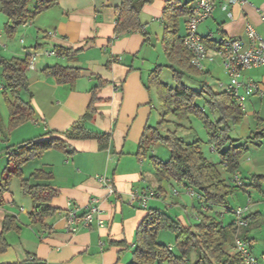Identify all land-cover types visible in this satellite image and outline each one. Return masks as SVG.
<instances>
[{"label": "crops", "instance_id": "1", "mask_svg": "<svg viewBox=\"0 0 264 264\" xmlns=\"http://www.w3.org/2000/svg\"><path fill=\"white\" fill-rule=\"evenodd\" d=\"M166 1L154 0L143 8L141 17L147 37L140 32H131L113 39L117 8L122 0H57L54 7L21 25L24 28L21 30L33 41L32 44L21 45V49L12 43L7 44L8 39L4 38L6 41L1 42L4 48L1 51L0 44V58H27L35 51L56 49L57 46L71 49L75 58L71 61L59 54L42 56L34 70L27 68L32 97L25 99L21 96L26 101L30 100L34 109L33 120L12 129H7L8 123L3 122L5 131L7 129L15 145L30 140L63 137L61 133L84 116L93 97L92 89L99 83L96 89L98 101L95 102L97 112L86 125L97 132L111 133V141L108 148L102 149L95 139H66L65 150H49L40 159L30 161L23 167L25 177L24 169L28 166L32 169L30 173L43 169L53 174L50 183L57 195L51 205L57 211L45 219V226L31 224L28 217L30 200L19 197L12 190L5 192L0 203V233L7 213L17 216L20 230L6 234L9 247L0 253V264L25 261L27 264H127L134 249L136 230L151 205L161 209L157 206L164 204L171 209L169 211L176 206L182 208L179 213L174 210L177 213L174 218L186 227L200 221L201 199L199 208L197 196L186 199L189 197L188 187L183 186L184 193L170 196L165 182L150 184L149 176L155 175L153 164L143 159L144 154L138 153L144 129L147 125L153 127L156 101L148 83L152 63L147 59V44L158 39L164 30L162 15ZM263 10L264 0L235 3L218 0L212 15L198 28L199 34L210 42V54L215 53L211 45L214 42L246 38L247 23H251L264 36ZM184 20L186 22V17ZM0 37L4 36L0 34ZM53 57L57 59L53 60ZM56 64L78 66L80 74L73 83L57 82L44 72L45 68ZM210 66L216 67L214 62L207 63L203 72H210ZM248 78L260 82L264 88V66L244 70L243 81ZM103 81L105 83L101 84ZM0 85V89L5 90L2 77ZM226 87L227 84L223 83L221 90ZM10 96L8 93L7 98ZM247 108L250 109L247 112L250 117L264 113V94L247 97L245 111ZM3 150L0 178L8 164L7 150ZM209 150L211 153L208 157L202 147L209 160L220 162L212 144ZM101 174L112 178L116 188L114 193H109L98 181L97 176ZM148 187L158 189L160 195L150 198L145 208L140 200H132V195ZM169 197L175 201L168 203ZM92 198L98 199L105 225L99 227L94 224L80 227L75 232L68 231L65 217L68 203L73 202L84 208ZM246 214L255 215L246 228L238 229V233H248L258 264H264V246L261 247L264 245V212L259 209ZM251 227H254V232H249ZM256 232L262 235L260 243H257L258 248H254Z\"/></svg>", "mask_w": 264, "mask_h": 264}, {"label": "trees", "instance_id": "2", "mask_svg": "<svg viewBox=\"0 0 264 264\" xmlns=\"http://www.w3.org/2000/svg\"><path fill=\"white\" fill-rule=\"evenodd\" d=\"M29 1L0 0V11L9 19L6 24L8 35H13L18 27L57 4V0H37L35 10L31 11L28 8ZM153 2L154 0H122L117 8L118 17L113 39L131 32H140L147 37L141 15L143 8ZM191 3L192 1L182 3L180 0H167L163 9L164 49L173 64L172 67L178 66L181 70L174 68L177 80L175 86H169L158 78L157 71L160 67L149 74L148 83L155 87L165 112L158 126L147 125L144 129L138 153L144 154L151 143L159 141L164 143L171 152L169 160L163 161L152 156V164L158 181L174 179L178 184L181 183L191 188L203 198L208 209L203 211L199 207L198 215L201 219L192 227L184 226L179 220L161 209H149L147 216L136 230L134 249L127 264H244L241 256L232 250L231 246L238 235L251 242L248 233H238V228L234 226V223L224 224L216 216L220 212L214 210L217 207H227L229 195L236 192L239 187L227 181L221 170L224 167L231 174L238 171L240 167V161L247 147L234 144L238 140L231 139L229 132L231 123L233 125L240 123L245 112L236 103L232 92L228 89L214 91L204 82L201 90L198 91L184 82V78L188 75L204 74L203 70L191 64V53L183 44L184 34L180 33V21L189 14ZM206 43L208 45L210 42L206 40ZM215 44L217 42L211 45ZM55 50L59 55L67 56L69 59L74 57L71 49L57 46ZM27 62L28 57L0 58L2 76L6 83L5 91H9L11 95L7 98L10 129L33 120L32 104L30 100L26 101L21 96L23 92H27L30 94L29 97H32L26 74ZM44 72L47 76L55 78L57 82L73 83L80 74V68L56 64L45 68ZM103 83L105 81L101 82ZM99 86L100 83L93 87V97L84 116L62 132L63 137L30 140L6 149L8 164L2 170L3 174L0 178V203L3 201L2 195L11 191L13 178H21L22 193L31 202V209L28 212L31 224L44 225L45 219L57 211L51 205L57 191L50 183L53 178L51 172L36 169L30 173V177L26 178L23 167L30 161L40 159L49 150H65L66 139H95L102 149L110 145L111 133L97 132L86 125V122L97 112L95 102L98 101L96 89ZM202 97H206L210 114H207L205 106H201L198 102ZM170 113H173L180 121H190L192 116L200 119L206 128L208 142L220 154L221 161L216 163L209 160L202 151L200 140L187 142L177 136L175 131L170 130L167 134H162L160 128L165 122H169L167 115ZM211 116L217 117L213 120ZM176 126L184 125L176 122ZM251 138L253 136H249V139ZM228 145L230 147H226ZM261 180H263L262 176H253L249 186L260 188ZM247 187L248 185L244 184L240 188L247 189ZM156 191L159 192L158 189ZM179 193L178 191V195ZM254 215L247 216L249 222ZM161 229H168L175 233L178 252L172 246L158 241ZM19 230L17 216L7 213L0 233V253L9 247L6 234ZM192 253L196 255L194 260L191 259ZM7 264H27V261Z\"/></svg>", "mask_w": 264, "mask_h": 264}, {"label": "rangeland", "instance_id": "3", "mask_svg": "<svg viewBox=\"0 0 264 264\" xmlns=\"http://www.w3.org/2000/svg\"><path fill=\"white\" fill-rule=\"evenodd\" d=\"M37 4V0H30L28 3V8L31 11L35 10V6ZM40 15V14H39ZM38 15V16H39ZM37 16V17H38ZM35 17L34 19H36ZM9 19L8 17L0 11V34L4 37H0V44L5 39H8L7 44L12 43L14 46H19L21 49V45L29 46V44H32L33 41H30L27 35H24V32L21 29L22 26L18 27L16 31L13 33V35H8L6 31V24L8 23ZM186 29V22L184 18L180 21V33L182 31H185ZM163 37H164V30L162 29V33L158 39H154L151 44H147L148 50L146 55L149 62L152 63L150 67V73L151 71H154L156 69L160 70L157 71L158 78L163 81L164 83H167L169 86H175L177 83V80L175 78V71L181 70L180 67L174 66L169 60L163 44ZM21 39L24 40V43L21 44ZM6 41V40H4ZM30 42V43H29ZM2 48L1 51H3L4 46L1 44ZM214 53V52H213ZM216 56V54L214 53ZM56 57H53V60H56ZM75 58H72L71 61H74ZM216 67L210 66V72H205L201 75L196 76H190L184 78V82L191 86L195 90H201L202 86L204 85V82L208 84L214 91H220L221 86L220 82L224 84L229 83L228 76L225 73L222 61L219 59V57L216 56V61L214 62ZM222 65V66H221ZM1 67V66H0ZM78 67V66H74ZM79 68V67H78ZM2 74V69L1 72ZM3 78V76H0V78ZM149 78V77H148ZM6 84V83H5ZM1 87V85H0ZM151 89L155 96V109H154V117L152 120V126L156 127L158 126L160 120L162 119V115L165 112V109L163 108L156 89L154 86L151 85ZM10 92L0 89V160L2 157H4L1 152L4 151L3 149H8L11 145L14 143L11 141L10 134L7 132V129L5 131V128L3 124L6 122L8 123L7 118H9V106L7 102V94ZM22 96L25 99H28L30 94L27 92H23ZM199 104L201 106H205L207 114H210L209 110V104L206 102V97H202L198 100ZM209 107V108H208ZM250 109L247 108L245 112V116L243 120L233 125L231 123V131L230 137L233 140H238V142H235L234 144H242L246 145L247 150L244 152V155L242 156V159L240 161V167L238 171L234 173H228L224 167L221 170L225 179L229 182L235 183L234 176L237 174L239 178L248 185L247 189H241L240 187L237 188V191L233 194L229 195L228 200L229 204L227 207H217L216 209L218 214H216L217 218L221 220L224 224L233 223L235 219L234 210H236L239 207H246L249 205V201H251L250 209L246 212L250 214V212H253L254 210H263L264 212V113H261L260 116H249L247 112H249ZM213 120L216 119L217 116H211ZM167 119L169 122H165L162 127L160 128V131L162 134H167L170 131H175L177 133V136L181 137L187 142H193L196 140H200L202 147L206 151V155L209 157L210 155V143L208 142V134L206 131V128L204 127L203 122L195 117H191L190 121H180L178 120L173 113H170L167 115ZM4 122V123H3ZM176 122L182 123L184 126L177 127ZM31 124V122H28ZM249 136H253V138L249 139ZM17 144V143H16ZM10 145V146H9ZM15 145V144H14ZM18 145V144H17ZM16 145V146H17ZM230 147V145L226 146ZM3 148V149H2ZM170 149L161 141L151 143L149 145V148L144 153L145 157L143 156V159L146 160L148 163H152V156H155L156 158L167 161L170 158ZM5 155V154H4ZM216 157H218V160H221L220 154L217 152L215 154ZM219 160V161H220ZM2 168V167H1ZM31 167L28 166L24 169L26 178L30 177ZM253 176H262L263 180L260 182V188L249 186V184L252 182ZM150 184H155V182H159L156 175L152 174L149 176ZM166 185H168L169 190L168 194L170 196H174L175 190L179 191L180 193L185 192V187H183V184L176 183L174 179L169 181H164ZM236 184V183H235ZM21 178H14V181L11 184V190L14 191L16 194L19 195V197H24L26 200L27 198L23 195L21 190ZM152 188V187H151ZM183 195V194H182ZM189 199L192 197L189 193L187 194ZM196 200L198 202L199 207V199L196 197ZM175 199L172 197H169L168 203H173ZM156 205H151V208L155 207ZM160 207L163 211L167 212L168 214H172V216H176L177 213L182 212V208L180 207H173L172 211L170 208L166 207V205L162 204ZM176 210L177 213L174 212ZM176 218V217H175ZM244 229V228H243ZM249 232H254V227L249 229ZM261 233L256 232V239H254V248H258L257 243L259 244V239L261 238ZM158 241L160 243L166 244L168 246H172L175 248V251L178 252V248L176 245V235L174 232L168 230V229H161L159 232ZM264 245H261V247ZM264 250V249H262ZM132 255V254H131ZM191 259H196L195 254H191Z\"/></svg>", "mask_w": 264, "mask_h": 264}, {"label": "built area", "instance_id": "4", "mask_svg": "<svg viewBox=\"0 0 264 264\" xmlns=\"http://www.w3.org/2000/svg\"><path fill=\"white\" fill-rule=\"evenodd\" d=\"M217 1L194 0L191 4L189 14L186 17V29L182 38L183 44L191 53V64L200 70H204L207 63L215 62L216 56L219 57L229 79L226 89L232 92L236 103L242 110H245L247 97L255 94H264V88L260 82L252 78H248L245 81L242 79L244 70L264 66V36L259 34L251 23H247L245 28L246 38L238 37L219 43L217 42V44L213 45L216 56L210 54L206 39L199 34L198 28L203 21L212 15ZM228 1L235 3L244 0ZM262 17L264 18V10L262 11ZM49 34H53V32ZM57 54L55 49L35 51L28 57L27 68L34 70L37 61L42 56L49 57ZM220 86H223L222 82ZM241 89H243V92H241ZM97 179L109 193L112 194L116 191L111 177L106 174H101L97 176ZM233 179L239 187L245 184L237 174ZM188 193L192 197L197 196L199 200L201 199L200 204L202 210H207V206L200 195L191 188ZM175 194L178 195L177 190H175ZM159 195L160 192L148 187L143 192L135 191L132 195V200H140L142 207L146 208L149 199ZM251 203L249 201L248 206L239 207L234 210L235 219L233 223L236 228L243 229L249 225L246 212L250 209ZM65 217L67 229L70 232H75L83 226L89 227L96 224L99 227H103L105 225V220L101 216V208L97 198H92L84 208H81L73 202H69L68 208L65 211ZM231 249L241 256L244 264H258L257 257L252 252L251 242L242 236L238 235L235 237Z\"/></svg>", "mask_w": 264, "mask_h": 264}]
</instances>
